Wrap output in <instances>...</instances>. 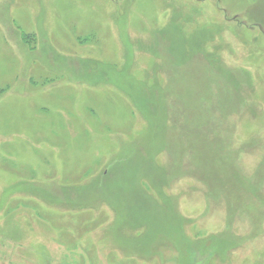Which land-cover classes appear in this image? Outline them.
Instances as JSON below:
<instances>
[{"label":"rangeland","instance_id":"obj_1","mask_svg":"<svg viewBox=\"0 0 264 264\" xmlns=\"http://www.w3.org/2000/svg\"><path fill=\"white\" fill-rule=\"evenodd\" d=\"M255 25L264 0H0V264H264Z\"/></svg>","mask_w":264,"mask_h":264},{"label":"trees","instance_id":"obj_2","mask_svg":"<svg viewBox=\"0 0 264 264\" xmlns=\"http://www.w3.org/2000/svg\"><path fill=\"white\" fill-rule=\"evenodd\" d=\"M13 2H16V0H13ZM254 28V30L253 31H251V29L252 28H250V31L247 29V28H244V31H246L245 33H249L250 35H251V37H252V42H249V43H245V48H246V50H247V53H248V57L247 58H245L244 60H243V63L241 62V66H242V69L244 70V71H249L252 75H251V78L253 79V81H254V83H256V78H257V76H255L256 74H257V72H254L253 70H255V68H257V66H258V69H261L262 71H264V42H259V37H260V33H261V28H259L258 26H253ZM20 29V28H19ZM243 31V32H244ZM243 32L241 33V35L243 34ZM254 33V34H253ZM19 36H20V38H21V41L23 42L22 44L23 45H27L29 48H30V50L31 51H33V50H35L34 49V43H33V37L29 34V33H25V32H23L21 29H20V31H19ZM237 35V34H236ZM238 38L240 39V38H242L241 36H238ZM21 44V43H20ZM244 44V43H243ZM22 48H24V47H22ZM260 49H262L263 50V53L260 51V53H259V50ZM204 54V53H203ZM205 55V54H204ZM205 56H207V55H205ZM207 57H210V56H207ZM247 62H251L249 65H247L246 63ZM251 69H253V70H251ZM262 71H260V73L262 72ZM256 77V78H255ZM163 78H162V76L160 75V77H158V79H157V81L156 82H159V80H162ZM125 80H126V76H125ZM129 82V81H128ZM160 83H162V81L160 82ZM154 84V83H153ZM142 85H143V83H142ZM155 89H158L160 92H163V88H161V87H153L152 89H151V99H150V101H149V107H148V109L150 110V112H152L151 113V115L153 116V118H158L159 117V112H157V113H155V111L153 110V109H150V105H151V103H152V92H154L155 91ZM251 90H253V87H251L250 88ZM129 91H131V90H128V92H127V95L131 98V100L133 101V105H134V103H135V101L136 102H142V100H144V98H145V90L144 91H141V92H139L138 94H137V98H135V93H132L131 94V92H135V88L133 89V91H131L130 93H129ZM152 107V106H151ZM150 115V116H151ZM151 119V118H150ZM158 151H160V152H163L162 150H160V149H158ZM144 164V163H143ZM161 167V174H163L164 173V171H163V165H161L160 166ZM159 173V171H158V173H157V179H158V181L160 182V186L162 187V183H161V174ZM149 183H150V181H149ZM157 185V184H156ZM161 191H162V189H161ZM161 191H160V189L158 190V197L159 198H163V195L161 196ZM162 193H163V191H162ZM141 196V195H140ZM151 196V195H150ZM165 196V195H164ZM137 198H139V196H138V192H137ZM149 199V198H148ZM165 204H166V201H164L163 203H162V206L164 207L165 206ZM163 209H165V208H163ZM151 211V213H152V215H153V217H155V216H157V214L158 213H160L159 211H157V212H155V213H153L154 211H153V207L151 206L150 207V209L147 211V212H150ZM153 211V212H152ZM168 214H169V216H170V218L168 217V219H166L165 221H166V223H167V225H168V228H169V230L171 229L172 230V233H170V234H168V235H166V237L165 238H169V239H174V238H172L171 237V235L172 234H177L178 232H175L176 230H175V228H174V224H176V221L175 220H178V221H182L183 222V220L181 219V218H179L178 216H176L174 213H173V211L171 210V211H168L167 212ZM166 218V217H165ZM170 219V220H169ZM151 221V220H150ZM148 223H149V221H147ZM184 222H186V224L188 223V224H191V221H188V220H185L184 219ZM147 223V224H148ZM158 223V225H160V223L159 222H157ZM146 225V224H145ZM151 225V222L149 223V225L147 226V227H145L146 228V231L148 232V233H150L149 235H150V242H151V244L153 245V243L155 244L159 239V244L160 245H163V242H164V239H163V232H162V228H158L157 227V229L156 228H154V231L152 230V226L151 227H149ZM162 226V225H161ZM162 227H164V226H162ZM182 237V234H181V231L179 232V241H177V243H175L174 245H176V246H178V242L180 243V242H182L183 244H185V245H189V246H191V244L190 243H187V238H186V235H185V233H184V235H183V237ZM175 240V239H174ZM228 245V247L230 246V247H233L234 245H230V244H227ZM172 248V247H171ZM176 249H178V247H175ZM187 249V248H186ZM193 252V251H192ZM192 252L189 254V256H190V258L189 259H192L193 258V256H192Z\"/></svg>","mask_w":264,"mask_h":264}]
</instances>
